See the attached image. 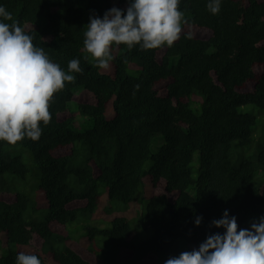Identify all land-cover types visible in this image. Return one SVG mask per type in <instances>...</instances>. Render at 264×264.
<instances>
[{
  "label": "trees",
  "instance_id": "obj_1",
  "mask_svg": "<svg viewBox=\"0 0 264 264\" xmlns=\"http://www.w3.org/2000/svg\"><path fill=\"white\" fill-rule=\"evenodd\" d=\"M129 2L0 0L13 17L0 22H18L66 73L73 58L82 69L54 93L38 140L0 141V264L20 252L163 264L223 233L211 222L225 209L239 228L264 216V144L240 111H264V0H220L215 15L209 0H180L187 23L171 47L113 45L99 68L83 47L89 17ZM89 220L109 225L75 231Z\"/></svg>",
  "mask_w": 264,
  "mask_h": 264
},
{
  "label": "clouds",
  "instance_id": "obj_2",
  "mask_svg": "<svg viewBox=\"0 0 264 264\" xmlns=\"http://www.w3.org/2000/svg\"><path fill=\"white\" fill-rule=\"evenodd\" d=\"M180 0H130L126 9L112 7L102 18L90 16L84 31L83 47L99 68L106 69L114 59L112 46L126 45L130 50L171 47L180 38L187 23L179 10ZM212 14L220 11V0H209ZM0 17L13 20L12 14L0 6ZM191 38V33L187 34ZM18 22H0V141L15 144L24 138L36 141L42 134L40 122L51 121L49 111L54 93L72 83L80 73V61H68L66 73L52 62L43 48L33 44ZM87 58V57H85ZM201 217L194 223L199 225ZM212 225L223 233L206 235L198 248L182 251L167 258L163 264H264V216L239 228L236 217L225 209ZM16 264H41L34 254L20 252Z\"/></svg>",
  "mask_w": 264,
  "mask_h": 264
},
{
  "label": "rangeland",
  "instance_id": "obj_3",
  "mask_svg": "<svg viewBox=\"0 0 264 264\" xmlns=\"http://www.w3.org/2000/svg\"><path fill=\"white\" fill-rule=\"evenodd\" d=\"M240 111L249 112V113H252L256 116L257 124H256L255 129H254L255 141H258L261 144H264V111H261L252 105L243 106L240 108ZM78 117L81 118L80 116H78ZM159 141H161V138L156 136V138L152 144V147L154 150H156L158 148ZM150 163H151V161L147 160L144 163V168L147 169L149 167ZM102 196H103L102 197V199H103L104 194ZM129 210H130L129 206H124L122 204H119L117 212L124 213V212H128ZM108 225H109L108 223H104V221H102V220L82 221L79 224H77V226L75 227V229H76L75 231H77L79 233H84L86 227H89V226H108Z\"/></svg>",
  "mask_w": 264,
  "mask_h": 264
}]
</instances>
